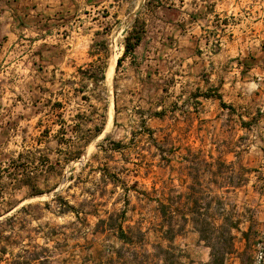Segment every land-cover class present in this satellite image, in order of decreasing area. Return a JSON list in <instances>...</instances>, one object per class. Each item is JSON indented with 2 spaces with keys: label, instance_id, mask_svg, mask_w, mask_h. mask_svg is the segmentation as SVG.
<instances>
[{
  "label": "crops",
  "instance_id": "1",
  "mask_svg": "<svg viewBox=\"0 0 264 264\" xmlns=\"http://www.w3.org/2000/svg\"><path fill=\"white\" fill-rule=\"evenodd\" d=\"M127 36L139 39L123 55ZM115 49L121 59L108 81ZM6 101L13 106L5 117ZM0 116V139L11 117L8 134L23 140L32 132L39 147L55 140L64 153L103 134L95 147L105 148L107 128L134 131L167 116L189 126L220 120L226 135L253 133L264 125V0H0ZM250 152L264 158V146L250 151L237 141L203 156L242 168L245 184L259 173L252 168H264ZM112 205L103 213H117ZM235 230L236 252L250 241L251 219ZM114 261L107 264H123L122 256Z\"/></svg>",
  "mask_w": 264,
  "mask_h": 264
},
{
  "label": "rangeland",
  "instance_id": "2",
  "mask_svg": "<svg viewBox=\"0 0 264 264\" xmlns=\"http://www.w3.org/2000/svg\"><path fill=\"white\" fill-rule=\"evenodd\" d=\"M12 106L13 101H6L5 117ZM175 121L167 116L134 131L129 126L110 127L111 139L105 148L95 147L103 134L85 149L74 145L64 153L56 148L55 140L52 146L39 147L32 132L23 140L8 134L15 131V120L6 118L0 139V221L13 215L18 241L9 250L20 256L28 255L24 249L47 254V264H107L118 262V256L126 264L205 262L209 248L192 224L179 217L181 212H189L184 202L187 197L203 196L213 199L209 212L216 224L222 206L229 215L239 214L244 225L251 219L254 228L246 246L235 241L238 248L225 264H264V168H252L259 173L241 184L242 168L223 167L220 162L209 165V157L203 156L222 143L237 141L250 151L264 146V125L260 131L237 137L222 134L220 120L190 126L182 118ZM21 130L24 128H18ZM197 149L201 151L195 153ZM250 153L264 159L262 153ZM192 154L199 157L197 171L186 161ZM145 193L146 198L181 197L173 205L178 209L174 225L178 231L171 240L161 230L166 223L152 214L154 202L143 201ZM100 195H104L106 207H101ZM57 197L77 209L78 217L64 211L65 205ZM112 203H116L117 213H103L105 208L111 210ZM97 210L101 213L96 214ZM118 220L124 222L125 243L118 233ZM3 230L8 229L4 226ZM236 232L232 230L234 236Z\"/></svg>",
  "mask_w": 264,
  "mask_h": 264
},
{
  "label": "trees",
  "instance_id": "3",
  "mask_svg": "<svg viewBox=\"0 0 264 264\" xmlns=\"http://www.w3.org/2000/svg\"><path fill=\"white\" fill-rule=\"evenodd\" d=\"M133 37L132 42L130 41L131 36L125 38L123 55L128 50L132 49L138 42L139 38L137 36ZM120 59L121 57L117 59V65ZM112 145L115 146L117 144L113 143ZM192 155V158L186 161L190 163L189 165H191L190 168H192V170L197 171L199 157L194 156V154ZM57 200H60L65 205L64 211L72 212L75 217H78L79 212L77 209L60 197H57ZM180 200L181 197L173 198L171 196L166 198H147L148 202L154 201L157 204L156 208L159 211L160 217L166 223V228L163 230V233L164 237L168 240H171L178 231L174 226L178 217V209L174 208L173 205ZM211 201H213V199L203 196L187 197L184 202H186V205H189V212H181L179 214L182 220L192 224L193 228L199 234V239L203 241L210 250L209 259L205 262H198L196 264H225L228 255L235 252V236L232 234V230L237 229L239 219L235 215H229L223 212L224 208L220 206L218 212L219 223L216 224L215 217L209 212ZM216 202L219 204L221 201L216 200ZM13 223V215L4 221H0V264H32L34 261H39V264H47L49 261V255L47 254L29 253L28 250L24 249V252L28 253V255L20 256L18 253L15 254L12 250H9L8 247L10 245L14 246L18 243L15 238L16 233ZM4 226H6L8 230H3ZM219 231H222V233L216 235ZM6 232H8V234H4ZM223 232L226 234L224 235ZM118 233L125 242L126 234L120 227L118 228ZM46 249L47 248H45V250ZM122 262L126 264L124 260Z\"/></svg>",
  "mask_w": 264,
  "mask_h": 264
},
{
  "label": "bare ground",
  "instance_id": "4",
  "mask_svg": "<svg viewBox=\"0 0 264 264\" xmlns=\"http://www.w3.org/2000/svg\"><path fill=\"white\" fill-rule=\"evenodd\" d=\"M119 52L115 51L112 56H111V60L109 61V65H108V69L106 71V78L109 81L111 79L112 73L114 72V64L118 58ZM106 81V80H105Z\"/></svg>",
  "mask_w": 264,
  "mask_h": 264
}]
</instances>
